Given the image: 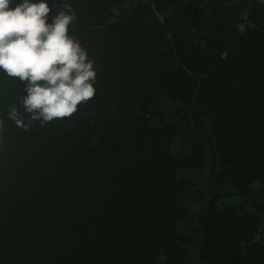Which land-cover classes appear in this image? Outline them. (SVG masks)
Listing matches in <instances>:
<instances>
[{
	"label": "trees",
	"instance_id": "obj_1",
	"mask_svg": "<svg viewBox=\"0 0 264 264\" xmlns=\"http://www.w3.org/2000/svg\"><path fill=\"white\" fill-rule=\"evenodd\" d=\"M47 2L96 95L29 124L0 69V264H264V0Z\"/></svg>",
	"mask_w": 264,
	"mask_h": 264
},
{
	"label": "clouds",
	"instance_id": "obj_2",
	"mask_svg": "<svg viewBox=\"0 0 264 264\" xmlns=\"http://www.w3.org/2000/svg\"><path fill=\"white\" fill-rule=\"evenodd\" d=\"M11 0H0V69L8 76L27 82L21 99L30 114L29 124L44 125L72 116L78 106L96 95L97 69L88 51L69 26L75 20L70 5L64 4L52 22L47 0H22L14 9ZM242 34L245 24L236 25ZM16 108L10 119L27 128Z\"/></svg>",
	"mask_w": 264,
	"mask_h": 264
}]
</instances>
